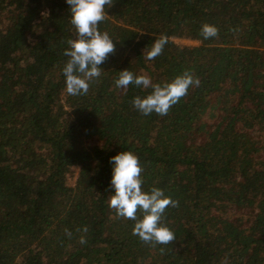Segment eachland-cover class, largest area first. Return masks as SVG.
<instances>
[{
	"label": "trees",
	"instance_id": "1",
	"mask_svg": "<svg viewBox=\"0 0 264 264\" xmlns=\"http://www.w3.org/2000/svg\"><path fill=\"white\" fill-rule=\"evenodd\" d=\"M105 11L115 52L71 96L66 0H0V264H264V0H113ZM204 23L218 36L205 40ZM123 70L161 84L187 70L201 83L168 115L144 116L131 101L151 89L117 88ZM121 151L139 157L145 191L179 201L164 214L168 245L144 244L109 208Z\"/></svg>",
	"mask_w": 264,
	"mask_h": 264
},
{
	"label": "clouds",
	"instance_id": "2",
	"mask_svg": "<svg viewBox=\"0 0 264 264\" xmlns=\"http://www.w3.org/2000/svg\"><path fill=\"white\" fill-rule=\"evenodd\" d=\"M70 6V23L75 29L74 38L67 40L68 47L63 55L68 57L62 73L65 77L66 91L71 96L86 95L90 83L97 80L101 74V65L110 54L115 52V43L108 32H101L99 24L105 20L106 6L111 7L113 0H66ZM205 39L217 37L216 26L204 23L200 29ZM168 37L161 35L156 38L151 48L145 49L148 60H154L163 53ZM115 86L127 91L130 85L138 88L151 89L145 97L135 96L132 106L142 115L156 113L159 116L168 115L170 109L188 94L190 87H199L200 79L189 71L175 76L171 81L153 83L146 75H136L129 70L119 72L114 81ZM112 178L110 188L114 194L108 197V206L114 210L118 218L134 221L133 235L138 236L146 245H168L175 239L174 232L163 222L166 209L179 207V201L173 200L158 187L143 189L142 172L139 157L131 151H121L110 158ZM77 231L88 232L87 226ZM65 234L72 238L70 230ZM81 245L87 243L86 236L81 235L78 241ZM163 248L161 252H163Z\"/></svg>",
	"mask_w": 264,
	"mask_h": 264
},
{
	"label": "rangeland",
	"instance_id": "3",
	"mask_svg": "<svg viewBox=\"0 0 264 264\" xmlns=\"http://www.w3.org/2000/svg\"><path fill=\"white\" fill-rule=\"evenodd\" d=\"M176 41L179 43V44H182V45H197L198 42L197 41H193L192 39H176ZM73 174H69V184H72L74 185V183L76 182L78 176H79V171H80V168L79 167H73ZM250 221L249 217L246 216L245 219H244V222L246 224H248Z\"/></svg>",
	"mask_w": 264,
	"mask_h": 264
},
{
	"label": "built area",
	"instance_id": "4",
	"mask_svg": "<svg viewBox=\"0 0 264 264\" xmlns=\"http://www.w3.org/2000/svg\"><path fill=\"white\" fill-rule=\"evenodd\" d=\"M193 41H196V40H193Z\"/></svg>",
	"mask_w": 264,
	"mask_h": 264
}]
</instances>
